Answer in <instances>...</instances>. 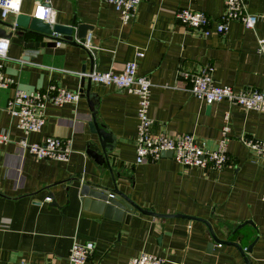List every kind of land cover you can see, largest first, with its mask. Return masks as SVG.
<instances>
[{
	"label": "crops",
	"instance_id": "1",
	"mask_svg": "<svg viewBox=\"0 0 264 264\" xmlns=\"http://www.w3.org/2000/svg\"><path fill=\"white\" fill-rule=\"evenodd\" d=\"M41 1L51 3L56 24L71 25L75 20L76 25L91 27L87 38L92 40L90 48L58 45L29 58L22 46L11 42L5 71L16 84L0 89V132L10 137L0 150V264H69L75 242L95 244L86 264H128L143 253L167 264H247L232 245L210 248L213 238L200 220L134 214L124 224L85 209L80 183L74 179L114 187L107 166L87 154L89 148H99V139L91 131L86 97L77 106L49 105L43 129L28 135L7 110L16 89L58 85L80 91L89 82L81 74L118 73L135 60L139 75L153 83L152 131L192 134L200 146L216 149L229 115V163L221 171L186 168L171 157L137 164L138 97L91 83L97 120L115 138L110 160L119 190L145 210L208 221L221 240L244 250L252 246L246 254L250 264H264V163L254 161L241 140L264 141V112L226 101L208 105L192 96L189 83L180 77L181 71H210L219 86L264 92V59L258 53V39H264V0H249V11L261 16L255 30L235 21L226 35L209 36L180 25L175 13L188 8L217 20L225 11V0H143L135 20L126 25L115 7L103 0H23L20 14L32 17ZM15 17L3 19L0 11L3 21ZM138 52L145 56L138 59ZM47 137L70 140L69 162L37 159L18 145L22 138L41 143ZM47 197L54 200L47 202Z\"/></svg>",
	"mask_w": 264,
	"mask_h": 264
},
{
	"label": "built area",
	"instance_id": "2",
	"mask_svg": "<svg viewBox=\"0 0 264 264\" xmlns=\"http://www.w3.org/2000/svg\"><path fill=\"white\" fill-rule=\"evenodd\" d=\"M143 0H103L113 5L120 14L123 24L135 20L138 8ZM23 0H20L18 10L14 0H0V11L3 19L17 16L21 13ZM14 5V6H13ZM56 12L49 1L36 4L33 18L46 24L55 25ZM178 23L186 28L198 30L203 36L211 34L226 35L231 23L241 22L246 29L255 30L260 15L249 11V0H225V11L217 19H211L206 13L193 9L181 8L175 13ZM92 37L78 41L90 48ZM11 41L0 38V89L15 86L16 82L5 71V61ZM258 53L264 59V39H258ZM144 52H138L137 58H143ZM138 61L126 63L121 72L113 71L101 73L90 72L81 76L91 83L115 87L129 94L136 95L138 103V134L136 138L137 164L155 163L163 158V153L171 152L172 159L186 168H200L205 171H221L229 163L228 141L231 128L229 115L222 128V138L216 149H208L198 144L197 137L192 134L169 135L155 134L152 131L154 120L150 115L151 95L153 83L150 77L139 75ZM180 77L189 83V92L197 99L208 105L223 101L230 105L241 107L246 111L264 112V92L257 89L236 90L230 86H219L215 83L210 71L198 73L180 72ZM82 99L80 91H71L58 85H50L44 90L24 91L16 89L15 94L7 104V110L17 123V127L25 134L39 133L46 124V109L49 105L62 107L64 105L77 106ZM252 155L254 161L264 163V141L258 139H241ZM10 141L7 133L0 132V150ZM18 145L37 159L69 162L72 154L70 140L58 137H47L41 143H29L22 138ZM264 200V194L262 196ZM47 202H51L49 197ZM95 251L92 242H75L68 256L69 264H86ZM18 264H28L20 262ZM128 264H167L159 256L143 253L129 260Z\"/></svg>",
	"mask_w": 264,
	"mask_h": 264
},
{
	"label": "water",
	"instance_id": "3",
	"mask_svg": "<svg viewBox=\"0 0 264 264\" xmlns=\"http://www.w3.org/2000/svg\"><path fill=\"white\" fill-rule=\"evenodd\" d=\"M43 2V1H41ZM0 25L8 30L0 27V38L11 40L13 44L20 45L25 49L26 58L32 56L35 52L45 50L46 48H53L58 45H73L85 49L78 41L85 40L91 27L85 24L76 25L73 20L71 25H50L43 21L33 18L28 15L19 14L12 22H6L0 19ZM87 88L80 90L82 97L89 100L92 111V121L90 123L91 131L98 136L99 148H89L87 154L93 158L99 165H106L112 175L114 187H108L102 182L93 183L90 181H83L74 179L79 182V197L85 209L103 215L106 219L116 222H123L129 224L134 214H145L158 218H187L190 220H200L204 222L210 230L213 242L210 248L215 244L218 245H232L241 252L247 264H250L247 253H250L252 246L244 250L240 244L230 241L221 240L214 232L213 226L206 220L197 219L194 217L185 216L182 214L164 215L153 211H148L134 203L131 198L120 191L117 182L114 178V170L110 160V154L114 151L115 138L111 131L105 126L99 124L97 120V109L95 99L91 92V81L88 80ZM210 109V108H209ZM163 157H172L171 152L163 153ZM73 182V180H72ZM69 192V188L67 189ZM54 200V198H51ZM52 205L57 207V204L52 201ZM242 228V227H240Z\"/></svg>",
	"mask_w": 264,
	"mask_h": 264
},
{
	"label": "clouds",
	"instance_id": "4",
	"mask_svg": "<svg viewBox=\"0 0 264 264\" xmlns=\"http://www.w3.org/2000/svg\"><path fill=\"white\" fill-rule=\"evenodd\" d=\"M19 3H20V0H14V5H15L16 10H18Z\"/></svg>",
	"mask_w": 264,
	"mask_h": 264
}]
</instances>
